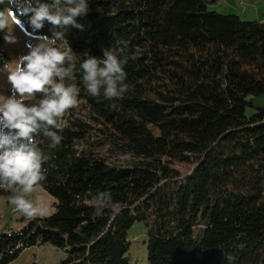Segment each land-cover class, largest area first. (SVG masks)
<instances>
[{"label": "trees", "instance_id": "16d2710c", "mask_svg": "<svg viewBox=\"0 0 264 264\" xmlns=\"http://www.w3.org/2000/svg\"><path fill=\"white\" fill-rule=\"evenodd\" d=\"M19 7L0 0L28 32L59 30L34 32ZM77 20L83 30L69 27L62 46L81 60L109 47L126 56L130 91L97 100L77 71L80 106L61 144L36 138L55 211L1 231L0 264L45 243L65 250L59 264H132L136 222L150 264H264V20L208 0H89ZM100 192L112 200L97 216Z\"/></svg>", "mask_w": 264, "mask_h": 264}, {"label": "clouds", "instance_id": "9594fccd", "mask_svg": "<svg viewBox=\"0 0 264 264\" xmlns=\"http://www.w3.org/2000/svg\"><path fill=\"white\" fill-rule=\"evenodd\" d=\"M88 11L89 0H20L19 15L31 14L34 32L42 29L45 21L59 30L51 37L41 35L28 42L26 54L0 69L7 73L11 86L10 95H0V190L11 192L10 203L30 220L49 211L43 199L29 198L47 178L42 167L47 157L36 138H47L52 148L61 144L59 133L67 127L65 116L80 106L77 71L82 72L86 92L97 100H119L130 91L126 56L121 58L109 47L103 49L102 57L87 55L81 60L69 44L62 46L69 27L83 30L77 18ZM13 25L26 31L17 12H0V31H6L4 39L10 44L17 42ZM111 200L110 192L95 195V214L101 215Z\"/></svg>", "mask_w": 264, "mask_h": 264}, {"label": "rangeland", "instance_id": "374dc122", "mask_svg": "<svg viewBox=\"0 0 264 264\" xmlns=\"http://www.w3.org/2000/svg\"><path fill=\"white\" fill-rule=\"evenodd\" d=\"M208 6L209 9L216 10L222 14H238L243 19L264 20V0H208ZM8 10L11 9H7L6 11ZM12 34L17 37L16 43L10 44L3 38L0 44L1 49L9 55V60L0 65V69H3L5 64L11 66L20 55L26 54V44L28 42H35L41 36L32 34L27 30L22 31L21 28L15 25L12 26ZM10 88L11 86L7 82V73L0 71V95H10ZM255 102L264 104V94L255 97ZM29 198L34 200L43 199L45 206L49 209L44 216H49L54 213L55 197L44 187L39 186ZM28 220V218L15 210L9 198L0 196V232L3 230L19 229ZM129 238L131 240L129 250L131 263L150 264L147 260V245L145 242L147 237L143 222H136L132 226L129 230ZM64 258H66L64 249L54 246L51 243H45L27 248L9 264H59Z\"/></svg>", "mask_w": 264, "mask_h": 264}, {"label": "crops", "instance_id": "0c3cea01", "mask_svg": "<svg viewBox=\"0 0 264 264\" xmlns=\"http://www.w3.org/2000/svg\"><path fill=\"white\" fill-rule=\"evenodd\" d=\"M263 20V19H262Z\"/></svg>", "mask_w": 264, "mask_h": 264}]
</instances>
